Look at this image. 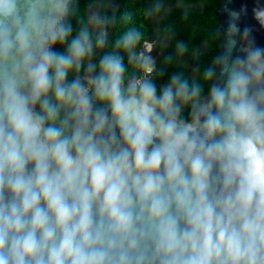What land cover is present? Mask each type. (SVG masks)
Listing matches in <instances>:
<instances>
[{"label":"clouds","instance_id":"clouds-1","mask_svg":"<svg viewBox=\"0 0 264 264\" xmlns=\"http://www.w3.org/2000/svg\"><path fill=\"white\" fill-rule=\"evenodd\" d=\"M163 7L0 0V264H264V47L158 85Z\"/></svg>","mask_w":264,"mask_h":264},{"label":"trees","instance_id":"trees-1","mask_svg":"<svg viewBox=\"0 0 264 264\" xmlns=\"http://www.w3.org/2000/svg\"><path fill=\"white\" fill-rule=\"evenodd\" d=\"M81 11L84 12L89 4L95 0H76ZM118 5V11L133 8L137 11L145 5L156 2L175 4L173 13L178 19L174 36L178 44H183L185 50L179 52L183 60L192 58L197 77L205 68L211 66L213 60L219 56L222 41V30H219L221 0H108ZM178 50V48H177ZM188 78V73L185 75Z\"/></svg>","mask_w":264,"mask_h":264},{"label":"flooded vegetation","instance_id":"flooded-vegetation-1","mask_svg":"<svg viewBox=\"0 0 264 264\" xmlns=\"http://www.w3.org/2000/svg\"><path fill=\"white\" fill-rule=\"evenodd\" d=\"M92 6L89 9V6ZM152 4L145 5L144 9H148ZM163 9L159 14H153L149 17H140L147 28L146 39L153 43L152 55L157 64V71L154 73L158 85L163 84L169 79L173 73H188L189 77H194L196 71L194 70L192 58L183 60L179 56L177 50L178 41L174 36L176 31L178 19L173 13L176 8L175 4L164 3ZM118 5L108 2V0H95L94 3L88 5L86 11H99L102 14H117L119 15ZM181 44V43H180ZM171 58L166 59V58Z\"/></svg>","mask_w":264,"mask_h":264},{"label":"water","instance_id":"water-1","mask_svg":"<svg viewBox=\"0 0 264 264\" xmlns=\"http://www.w3.org/2000/svg\"><path fill=\"white\" fill-rule=\"evenodd\" d=\"M244 11L241 12L240 27L243 29L245 26L251 29V38L246 37L245 43L249 39H253L255 44L264 47V26H261L254 17V9H264V0H221L219 14L221 17L219 30H222V41L219 54L223 51L226 39L228 38L227 25L229 21V10Z\"/></svg>","mask_w":264,"mask_h":264}]
</instances>
